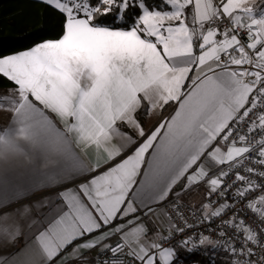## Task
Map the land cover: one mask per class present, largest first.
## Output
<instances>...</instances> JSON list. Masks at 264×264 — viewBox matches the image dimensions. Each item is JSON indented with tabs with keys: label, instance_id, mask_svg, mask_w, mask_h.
Instances as JSON below:
<instances>
[{
	"label": "snow or ice",
	"instance_id": "obj_1",
	"mask_svg": "<svg viewBox=\"0 0 264 264\" xmlns=\"http://www.w3.org/2000/svg\"><path fill=\"white\" fill-rule=\"evenodd\" d=\"M32 2L54 35L0 54V159L48 170L0 191L20 264H264V0Z\"/></svg>",
	"mask_w": 264,
	"mask_h": 264
},
{
	"label": "crops",
	"instance_id": "obj_2",
	"mask_svg": "<svg viewBox=\"0 0 264 264\" xmlns=\"http://www.w3.org/2000/svg\"><path fill=\"white\" fill-rule=\"evenodd\" d=\"M10 87V86H9ZM8 87H0V90ZM171 109H165L163 112L157 111L144 120L145 131L154 127L161 116L168 117ZM9 124L6 113H0V127H5ZM86 158L91 160V154H85ZM48 170H41L39 163L32 165L23 161L22 158H8L0 159V191L7 190L10 194L17 188L31 189L34 185L40 184L44 179V172ZM48 191L47 188H38L32 195V199H36ZM192 203L195 205L200 197L195 195L190 197ZM30 233H26L23 239L5 240L0 238V264H20V261L26 259L17 249H24L26 245L31 246L32 241L28 239Z\"/></svg>",
	"mask_w": 264,
	"mask_h": 264
},
{
	"label": "trees",
	"instance_id": "obj_3",
	"mask_svg": "<svg viewBox=\"0 0 264 264\" xmlns=\"http://www.w3.org/2000/svg\"><path fill=\"white\" fill-rule=\"evenodd\" d=\"M54 22L51 9L32 0H0V54H9L29 44L38 35H54L42 32ZM6 80L0 87H9Z\"/></svg>",
	"mask_w": 264,
	"mask_h": 264
}]
</instances>
